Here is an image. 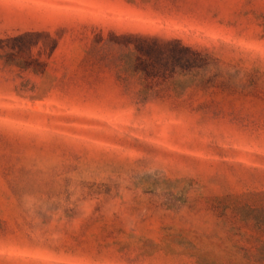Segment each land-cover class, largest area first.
Returning <instances> with one entry per match:
<instances>
[{
    "label": "rangeland",
    "instance_id": "374dc122",
    "mask_svg": "<svg viewBox=\"0 0 264 264\" xmlns=\"http://www.w3.org/2000/svg\"><path fill=\"white\" fill-rule=\"evenodd\" d=\"M0 264H264V0H0Z\"/></svg>",
    "mask_w": 264,
    "mask_h": 264
},
{
    "label": "trees",
    "instance_id": "16d2710c",
    "mask_svg": "<svg viewBox=\"0 0 264 264\" xmlns=\"http://www.w3.org/2000/svg\"><path fill=\"white\" fill-rule=\"evenodd\" d=\"M182 19L178 18L177 23ZM117 39L133 45L132 51L124 55L126 70L146 77L165 76L169 68L174 70L177 65L193 67L200 59L191 46L162 30L155 33L131 32Z\"/></svg>",
    "mask_w": 264,
    "mask_h": 264
}]
</instances>
